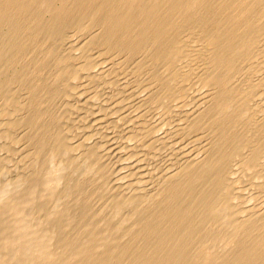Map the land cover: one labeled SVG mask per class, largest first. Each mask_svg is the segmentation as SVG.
<instances>
[{
	"label": "bare ground",
	"instance_id": "1",
	"mask_svg": "<svg viewBox=\"0 0 264 264\" xmlns=\"http://www.w3.org/2000/svg\"><path fill=\"white\" fill-rule=\"evenodd\" d=\"M0 264H264V0H0Z\"/></svg>",
	"mask_w": 264,
	"mask_h": 264
}]
</instances>
